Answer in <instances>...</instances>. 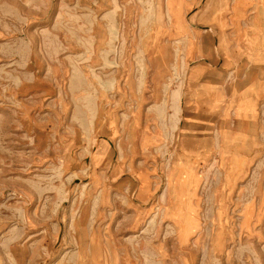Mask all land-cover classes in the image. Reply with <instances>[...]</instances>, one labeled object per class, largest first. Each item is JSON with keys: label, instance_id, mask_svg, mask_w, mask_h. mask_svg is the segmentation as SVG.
<instances>
[{"label": "rangeland", "instance_id": "1", "mask_svg": "<svg viewBox=\"0 0 264 264\" xmlns=\"http://www.w3.org/2000/svg\"><path fill=\"white\" fill-rule=\"evenodd\" d=\"M234 7L235 0H174L184 27L166 31V0H0V264H264V199L254 186L264 174V97L257 117L236 113L255 103L250 76L264 69V60L256 63L251 51L241 55L235 21L242 17ZM254 13L240 20L249 23L246 33L253 32ZM114 24L119 37L107 66L104 48ZM152 34L165 47V64L160 54L155 64L145 56ZM75 68L84 75L79 87L68 71ZM92 68L115 82L107 109L113 125L101 137L105 94L89 81ZM192 70L208 87L225 83L212 92L217 108L206 115L196 95L201 89L189 90L188 101L183 89L180 120L164 130L155 102L166 99L170 108L171 92ZM152 87L156 99L135 106L132 99L151 96ZM226 112L231 129L223 128ZM133 113L142 114L140 132L123 130ZM196 114L210 119L190 121ZM157 132L160 139L152 137ZM226 132L236 140L220 144L226 160L251 163L240 186L226 188L222 232L213 225L223 172L215 162L219 179L213 163L221 152L215 145L211 154L197 151L205 137ZM187 134L192 153L182 140ZM152 213L155 227L136 234L133 220ZM137 236L140 248L130 242Z\"/></svg>", "mask_w": 264, "mask_h": 264}, {"label": "crops", "instance_id": "2", "mask_svg": "<svg viewBox=\"0 0 264 264\" xmlns=\"http://www.w3.org/2000/svg\"><path fill=\"white\" fill-rule=\"evenodd\" d=\"M173 2H174V0H166L167 15H168V21L170 24L168 27V30L166 29V31H169V29L171 30L172 26H174V25L177 26V28H178V25L181 27L184 25L183 21H180V18L177 17L175 12H174ZM233 9L234 10L236 9V11H237L236 14L238 15V19H240L241 17L243 18L244 16H247L248 11H250V10H252V12L254 13V9H255L257 16L255 17V15H254L255 13H254L253 14L254 18L253 17L251 18V21H253V22L250 23V24H252V27H253L252 31L253 32H249V33L245 32L247 30L249 23H247V21L246 22L240 21L242 18L239 21H235V23L237 24L236 32H237L238 38H239L238 48H239L241 55L250 57L251 54H249V53L251 51L253 53L252 56L254 57L255 62L259 63L260 61L264 60V21H262V15L264 13V0H235V7ZM173 21H175L174 24H173ZM224 26H225L224 24H221V25L216 27L219 30V34H221V37L224 36V33H222ZM158 31L159 30L156 29V33ZM160 33H161V35L163 33H165V29L160 31ZM166 34H168V32ZM169 34H171V33H169ZM169 36L173 37V35H169ZM118 37H119V32H118L117 26L114 24V25H112L110 36L107 38V43H106L107 46H106V48H104V51L106 53L105 54V57H106L105 63L107 66L113 65V59L110 60V57L114 56L112 53L113 52V48H112L113 47V41L118 40ZM151 37H152V41H153V47H152V50L149 52V54L148 55L145 54V56L147 57L148 61H150V58H151L150 62L152 64H155L158 61L157 54H160V57H161L163 63L165 64L167 52L165 51L163 53V51H162L165 47H163V46L161 47L160 45L155 44V38L157 39V37L154 34H152ZM246 42L250 43V45L249 46L242 45V43H246ZM256 43H259L258 44L259 49L256 48V46H257ZM242 47H244V48H242ZM175 52L178 53L177 49L175 50ZM144 53H145V51H144ZM68 71L71 73V76H72L73 87H77L78 86L77 82L79 81L80 77H83V79H84V75H82L83 72L77 68L73 69L72 72H71V70H68ZM198 73L199 72L197 70L196 71L192 70L190 76L188 73V78L185 80V82L184 83L179 82L177 89H175L171 92L170 96H171L173 102H172L170 108L172 109V107H174L176 114L173 113L172 115H169V113H167V109H170V108L168 106L166 99L160 105H158V103L155 102V105H157L156 107L159 109L156 110L157 116H154V117H155L156 121H158V119H159L158 123H159V125H161V127L164 128V130L166 129V127L168 125V121L172 120V121L178 122L180 120L179 115H180V113H182L181 102H182L183 89L186 90V92H185L186 101H188V99H189L188 98L189 97V90L201 89V92H197L196 95H200V102L202 104L204 103L206 105V110L204 112H206L207 113L206 115H208V116L212 115V113L215 112V109L217 108V104H216L217 102L215 100L216 94H214L212 92L215 89H219L222 87L225 89V87H224L225 83L218 82L219 85H216L215 89H214V87H208L205 85L206 83H204L201 80L202 79L201 75ZM159 74L161 76V77H159L160 81H162L165 84L166 78H168L167 76L169 75L168 67L165 65L164 70H161V72ZM65 75H66V71H64L63 75L60 77V81L62 79H64ZM93 79L96 83L97 82L99 83L101 91H103V93L105 94L104 95V98H105V102H104L105 116L103 118V122H104L103 128L104 129L99 133L100 135L98 134L99 137H101L105 134L106 127H111L113 125L114 117L112 116V114L108 115L107 109L109 107H111L112 103H113V97H110L108 92L113 95V92H112L113 89L112 88H113L114 82H113V78L111 79V81L109 83L103 81L102 77L99 75V73H97V70H93V68H92V70L90 71V74H89V81L93 80ZM250 80L251 81L253 80L255 82L254 83V85H255V95L254 96H256V97L254 98V100L256 99V101L250 108H248V107L247 108H245V107L241 108V107H243V106H241L236 112L239 117L245 118L250 113L251 117L255 118L259 114L256 107L258 105L257 100L261 99V97H264V95L263 96L261 95V91H262V89H264V82L263 83L261 82L262 80H264V69L263 68L254 69V71H252V73H251ZM60 81H58V83ZM207 84H210V83H207ZM93 85H92V87L96 88V86L95 85L93 86ZM204 86H206V87L204 88ZM169 88H170V86H168V85L165 86V90L170 92ZM75 89H77V88H73V90H75ZM120 89L123 92V83L121 84ZM204 89H206V91L202 92V90H204ZM257 89H259V91ZM142 91H143V89H141V93H143ZM151 91H152L151 96H149V97H146V98L145 97H136V100L133 98L132 100L134 101L135 106L146 105L148 101H154L156 99V96H155L156 95V89L154 87H152ZM45 93L47 94V92H45ZM165 94H167V93L165 92ZM205 95H206V99L204 100L203 97H201V96H205ZM82 96H87V94L85 93V95H82ZM99 96L103 97L102 95H99ZM77 97L78 96L73 97V98L76 99ZM124 98L125 97H121L123 102H124ZM157 98H158V95H157ZM211 99H213L212 102L210 101ZM145 100H146V103H145ZM177 112H178V114H177ZM241 112H243V114H241ZM198 114H196L197 117H195V118H194V116H196V115H194V116L192 115L189 118L190 121L204 122V121H208V119H210V117H208V116H206L204 118L199 117ZM204 114L205 113H203V116H204ZM128 117L130 118V121H132L133 123H132V125H128L129 123L125 124L123 126V130L125 131L126 127L129 129V126H132V128H135V127L137 128V132H140L139 130H140V126H141L142 114L133 113V114L127 115V118ZM228 119H229L228 113L226 112L225 113V120H226L225 125L226 126H224L223 128L227 127L229 129H231L228 126L230 124V123H228ZM150 121H151V117L149 116V118L146 119V122H148V124L141 129V132H144L145 130L150 129V126H149ZM186 126L188 128V126H189L188 123L186 124ZM156 127H157V124H156ZM145 134H147V133L144 132L143 135H145ZM220 134H221L220 137L218 134L216 136V138H214L215 137L214 136V137H205L204 140L202 139V141L200 142L201 144L199 146L197 153L201 154V152H203V154H205V155L209 154V153L211 154L214 150V145L216 147H218V149H220V152H221L220 153V156H221L220 159L215 158L214 163H213V167L216 168V175L219 176V179H220V172H219L218 168L216 167L215 162L220 161V164H221L222 169H223V172L221 173V182H220V186H222V187H220V189H219L220 196L215 198L216 203H217V205H216L217 211H215V214H216L215 217L216 218H215L213 225L218 230L223 232V230H224L223 223H222L223 222V214L225 212V203L227 201V199H226L227 189L226 188L235 189L234 187L240 186V182L248 174V171L250 170V167L248 165H250L251 162H249L247 159H245L244 157H241V156L239 158L237 157V158L230 160V161L226 160L225 155H227L228 152H226V151H224V149L220 148V146H221L220 144L224 143L226 145L227 144L233 145L236 140H234L235 139L234 137H231L230 134H232V133L229 134L226 132V133H220ZM92 136H94V135L91 133L90 137H92ZM160 136H161V133L157 132L155 134V136H152V137H154L155 139H160ZM150 137H151V135H150ZM188 138L189 137L187 134L184 137V139H182L183 142H185V147H187V148L190 146V140ZM152 143H154V142H152ZM187 150H189V148ZM190 153H192V151H190ZM194 153H196V151H194ZM184 164L192 166L191 164H188L187 162H184ZM179 166H180V164H176V165H174L173 169H175L176 171H180L182 169V167L180 168ZM117 169H119V168H117ZM117 169H115V170H117ZM139 179H140V181H142V183L146 182V180H147L146 176H143L141 173L139 175ZM255 181L256 182H255L254 186H257V191H256L257 194L256 195L260 199H264V174H261V176H259V179H256ZM250 211H251V208L249 207V209L246 211V213L249 214ZM248 214H246L247 219L249 218ZM155 219H156V216L154 213H152L150 218H146V217H139L138 218V217H136L133 220V225L131 228H132V230H135L136 234L140 233V232L143 233L145 230L148 231V228L150 226L153 228L155 227V225H154ZM247 219L243 223V226H242L243 228H246V226H247V222H248ZM76 232L80 233L81 230L76 231ZM137 238H138V236L132 238L130 240V242L137 244L138 247L140 248V244L142 241L137 240ZM222 250L223 251L225 250L224 244H223ZM219 254H221V253H219ZM223 259H224V257L221 258V260H223Z\"/></svg>", "mask_w": 264, "mask_h": 264}, {"label": "bare ground", "instance_id": "3", "mask_svg": "<svg viewBox=\"0 0 264 264\" xmlns=\"http://www.w3.org/2000/svg\"><path fill=\"white\" fill-rule=\"evenodd\" d=\"M114 85H115V82L113 83V86H114ZM114 88H115V87H114ZM115 89H116V88H115ZM117 89H118V88H117ZM178 173H179V172H178ZM176 177H177V176H176ZM170 179H171V178H170ZM82 250H83V249H82ZM85 250H86V249H85ZM85 250H84V251H85Z\"/></svg>", "mask_w": 264, "mask_h": 264}]
</instances>
